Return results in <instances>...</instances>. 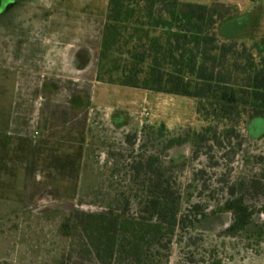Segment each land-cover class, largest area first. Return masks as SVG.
Masks as SVG:
<instances>
[{"label":"rangeland","instance_id":"obj_1","mask_svg":"<svg viewBox=\"0 0 264 264\" xmlns=\"http://www.w3.org/2000/svg\"><path fill=\"white\" fill-rule=\"evenodd\" d=\"M184 1L235 5L238 15L218 26L224 40L252 44L264 37V0ZM107 10L108 0H0V154L15 155L0 170V186L7 192L20 186L25 166L32 178L44 177V152L31 151L28 144L42 136L39 128L29 127L33 118L34 125L40 122L46 108H95L90 109L98 130L93 156L100 170L90 178L97 185L93 192L56 204L51 192H43L29 216L1 219L0 264H63L71 223L80 211L121 209L130 198L132 213H148L140 199L167 184L181 194L183 219L166 231L172 239L169 264H264V120L243 123L242 144L214 149L215 158L194 157L190 139L166 148L171 139L189 138L205 125L197 99L111 83L119 76L109 70L112 57L103 61L99 80ZM88 113L81 114V126ZM11 117L22 126H10ZM47 156L52 165L47 169L58 173L49 185L69 196L70 187L61 183L74 178L70 157L57 150ZM84 178L81 170L88 182ZM232 190L255 210L237 236L227 233L232 212L218 211Z\"/></svg>","mask_w":264,"mask_h":264},{"label":"trees","instance_id":"obj_2","mask_svg":"<svg viewBox=\"0 0 264 264\" xmlns=\"http://www.w3.org/2000/svg\"><path fill=\"white\" fill-rule=\"evenodd\" d=\"M237 15L235 5L221 1L108 0L99 80L103 61L112 57L109 70L119 76L111 83L196 98L205 125L189 138L171 139L166 148L190 139L194 157L215 158L214 149L242 144L243 123L264 120V37L248 44L224 40L218 32ZM234 194L218 210L232 212L231 236L245 230L255 214ZM180 202L179 190L167 184L140 199L148 213H132L130 198L121 209L80 211L63 264H169L172 239L166 231L183 222Z\"/></svg>","mask_w":264,"mask_h":264},{"label":"crops","instance_id":"obj_3","mask_svg":"<svg viewBox=\"0 0 264 264\" xmlns=\"http://www.w3.org/2000/svg\"><path fill=\"white\" fill-rule=\"evenodd\" d=\"M90 109L95 108H46L44 116L38 124L34 125L35 118L31 120L32 126L29 129L39 128L42 136L40 139L34 140L36 146H33L34 144H28V146L31 147V151L44 152V177L41 176V179L32 178V170H28V172V168L25 166L22 168L20 186L11 187L9 192L5 190V187L0 186V220L16 215L19 217L29 216V208L33 204L38 203L43 192L44 194L45 192L52 193L56 200L53 201V204L62 203L65 199L74 200L81 197L82 193L84 194L85 192H93L97 185L92 184L90 178L94 175L97 177V173L100 170L93 156L98 144L97 119L95 115L92 117L93 114L90 113ZM87 111L89 113L86 116V120H84V126H81V114ZM16 119V117H11L8 124L19 128L22 125ZM120 121L122 122V120ZM30 136L32 138L35 137L32 131ZM17 144L23 147L26 146V142L23 141H18ZM51 150L53 152L57 150V152L66 153L70 157L71 163L68 164V169L73 170V172L71 171L69 175L74 178H72L71 182L62 180L61 183L66 188L70 187L71 193L69 196L63 197L59 195L49 185V177H53L54 174L58 175V173H51V171H54L51 167V170L47 169L52 166L50 158L47 156ZM6 154H0V170L6 160L9 161L10 158H15L13 153ZM73 160H77L76 164L72 163ZM80 169L83 172V178L85 176V178L89 179L88 182L81 179ZM1 174L2 172L0 173V178H3Z\"/></svg>","mask_w":264,"mask_h":264},{"label":"flooded vegetation","instance_id":"obj_4","mask_svg":"<svg viewBox=\"0 0 264 264\" xmlns=\"http://www.w3.org/2000/svg\"><path fill=\"white\" fill-rule=\"evenodd\" d=\"M10 6H12V4L11 3H9V6L8 7H10ZM8 8H6L4 11H6Z\"/></svg>","mask_w":264,"mask_h":264}]
</instances>
